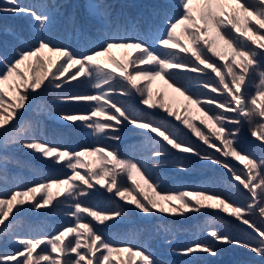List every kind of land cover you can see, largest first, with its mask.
Masks as SVG:
<instances>
[{"label":"snow or ice","instance_id":"obj_1","mask_svg":"<svg viewBox=\"0 0 264 264\" xmlns=\"http://www.w3.org/2000/svg\"><path fill=\"white\" fill-rule=\"evenodd\" d=\"M3 2L0 13L29 18L31 24L24 31L8 30L14 43L0 49V152L26 150L64 174L0 189V243L13 247L0 253V264H168L143 245L114 244L105 230L130 214L150 222L210 212L205 239L170 247L171 255L189 258L184 264H207L206 257L220 255V246H230L254 254L252 264H264V158L249 154L239 140L246 123L264 147V0H164L147 17L124 23L100 0L89 5L99 32L94 39L69 18L83 51L61 42L55 0ZM73 82L90 84L93 92H65ZM157 82L162 87L154 91ZM193 87L203 91L197 94ZM50 90L59 92L60 103L88 106L55 118L95 143L72 149L29 134L39 121H21ZM136 97L143 109L129 102ZM44 104L37 105V116L46 111ZM129 126L142 137L141 150L150 153L144 159L121 156L116 147ZM9 162L0 155V171L6 172ZM196 164L224 170L246 203L206 188L165 190L162 170L183 173ZM99 189L116 198L114 209L84 203ZM64 208L72 223L53 235L13 230L18 216ZM224 217L244 226L247 239L214 226Z\"/></svg>","mask_w":264,"mask_h":264},{"label":"trees","instance_id":"obj_2","mask_svg":"<svg viewBox=\"0 0 264 264\" xmlns=\"http://www.w3.org/2000/svg\"><path fill=\"white\" fill-rule=\"evenodd\" d=\"M24 5H34L38 3L51 2V0H20ZM59 6L60 18L57 23V32L61 42L69 45L76 51H83L82 42L78 39V33L73 29L69 20L75 17L79 25L87 33L92 34V38L99 35L98 30L94 27L96 20L90 15L91 3H99L100 0H55ZM111 5L113 13L120 17V22L139 21L143 17H147L153 9L162 7L164 0H105ZM4 6L3 0H0V7ZM30 20L26 17H16L11 14L0 13V49L11 47L14 41L8 35V30L17 32L24 31L30 27ZM130 27V26H129ZM131 30V28H130ZM194 76L195 74H191ZM183 83L188 84V79H183ZM195 84V81H191ZM254 83H258V77H254ZM195 93L200 94L203 90L197 87L192 89ZM65 92L91 94L93 89L90 84L77 85L73 82L71 88H65ZM254 87L248 88V93L252 94ZM59 92H50L47 96L41 98L45 101L44 107L46 111H41L40 115H36V107L41 102L37 100L33 104V108L26 113L25 119L21 121L22 125H36L30 130V135L39 139L46 140L51 144H59L62 147L79 149L82 146L90 145L95 141L85 134L82 130L65 126L55 117L60 112H82L87 110L86 104H63L55 99ZM122 101L127 100L124 97H117ZM130 103L134 107L143 109L144 106L139 104V98H133ZM163 115V113H161ZM246 135L250 136L248 125L245 123L241 129ZM193 139H195L193 137ZM240 146L256 159L264 158V149L259 145H250L244 143L239 137ZM255 141V140H254ZM142 137L137 131L126 127L122 133V141L116 145L121 156L130 157L135 160L144 159L150 153L141 150ZM0 155H7L9 163L7 171H0V189H15L17 186L24 187L38 182L46 176H60L64 172L51 168L48 164L42 162L39 158L33 157L26 150L16 148L7 152H0ZM165 177V190H178L187 186L188 188H206L209 191L223 192L227 195H234L238 203H246V198L236 190L233 184L229 182L230 178L226 172L218 167L208 166L202 167L199 164L194 165L188 172H178L172 168L162 170L161 173ZM118 180L126 181V177H118ZM126 184V183H125ZM99 188V186H97ZM7 190V189H5ZM84 203L100 209H114L117 205L116 198L107 193L104 189H99L95 195ZM122 203V202H121ZM66 208L55 212L42 210L41 213L28 212L18 216L14 221V232L24 236L38 237L40 235H53L63 226L72 223V220L65 216ZM213 213L208 216L200 214H189L187 218L181 217H155L150 222H145L140 216L130 214L125 221L115 225L111 229L105 230V236L114 244L131 242L133 244L143 245L150 248L158 258L168 262V264H184L189 258L183 256H174L170 254V247L180 248L199 239H205V229L212 220ZM223 215V214H221ZM220 231L227 232L239 239H247L244 227L236 223L233 218L224 217L222 220L214 222ZM171 229V233H165L163 228ZM158 229H160L158 231ZM173 239V245L169 246L164 243V239ZM220 255L217 257H206L207 264H252L257 258L254 254L249 253L246 249L220 246ZM5 250L12 251L13 247L0 243V253ZM39 251V250H38Z\"/></svg>","mask_w":264,"mask_h":264},{"label":"rangeland","instance_id":"obj_3","mask_svg":"<svg viewBox=\"0 0 264 264\" xmlns=\"http://www.w3.org/2000/svg\"><path fill=\"white\" fill-rule=\"evenodd\" d=\"M114 55H116V57L119 59V58H121L122 53H121L120 51H116V52H114ZM157 87H162V85L160 84V82H157V84L154 85V91H155V89H156ZM244 125H245V124L242 125L241 129L244 127ZM245 133H246L245 131L241 130V134H240V135H241V138H242V140L244 141V143H246V144H250V145H254V146H256V145L261 146L260 143H259L258 141H254V140H252V139H251L250 137H248ZM261 147H262V146H261ZM262 148L264 149V147H262ZM124 182H125V183H128L127 180L124 181ZM34 214H35V213H34ZM236 223H238V222H236ZM238 224H239V223H238ZM242 227H244V226H242Z\"/></svg>","mask_w":264,"mask_h":264}]
</instances>
